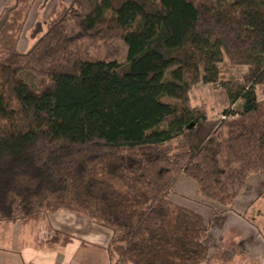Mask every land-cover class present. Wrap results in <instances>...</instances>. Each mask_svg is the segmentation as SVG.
Instances as JSON below:
<instances>
[{
    "label": "trees",
    "instance_id": "obj_1",
    "mask_svg": "<svg viewBox=\"0 0 264 264\" xmlns=\"http://www.w3.org/2000/svg\"><path fill=\"white\" fill-rule=\"evenodd\" d=\"M37 1L0 15V223L67 210L113 232L112 264L206 263L210 226L173 189L222 216L264 174V0H72L22 51ZM114 41L126 63L83 57ZM200 83L227 92L220 119L191 105Z\"/></svg>",
    "mask_w": 264,
    "mask_h": 264
},
{
    "label": "crops",
    "instance_id": "obj_2",
    "mask_svg": "<svg viewBox=\"0 0 264 264\" xmlns=\"http://www.w3.org/2000/svg\"><path fill=\"white\" fill-rule=\"evenodd\" d=\"M8 1L0 0V14ZM71 1L69 0V2ZM263 87L257 89V96L260 100H264L260 96ZM200 106L201 104L198 103L193 107ZM208 117L210 120L216 119L215 116L208 115ZM224 133L225 128H223ZM177 185L178 188H181L177 190V192L181 190L180 194L193 196L192 199L200 197L198 187L193 180L182 177L175 187ZM247 185L249 190L238 197L233 206V210L237 209V212H239V208H242L243 213L228 211L225 214L226 216H212L208 211L210 207H202L193 203L190 206L185 205L202 215L210 226V235L206 240L210 248V260L204 264H234L237 261L235 264H250L253 263L254 259L256 261L262 260L261 253L264 252V238L262 235L264 216H246V213L259 204V197L262 196V192L260 194L258 192L264 190V174L250 177ZM200 199L205 201L202 198ZM210 210L212 211L211 208ZM65 217L77 219V216ZM78 217L87 221V227L86 224L81 223L85 227L79 226L73 232L64 227L67 224H60L64 216L61 219H56V227L53 224L52 227L57 230L56 232L63 233L65 238L62 241L52 242L46 238L51 235L46 225L43 228H37L38 225L33 224L36 229L33 232L30 228H24L28 225L22 226V224L19 227L16 224H0V264H112L109 245L113 238V232L94 224L83 216ZM78 220L80 219L78 218ZM74 223L76 222L74 221ZM43 232H46L45 237ZM223 246L236 250L238 254L236 261L222 263L213 259L214 254Z\"/></svg>",
    "mask_w": 264,
    "mask_h": 264
},
{
    "label": "rangeland",
    "instance_id": "obj_3",
    "mask_svg": "<svg viewBox=\"0 0 264 264\" xmlns=\"http://www.w3.org/2000/svg\"><path fill=\"white\" fill-rule=\"evenodd\" d=\"M9 3H10V0L4 5L3 8H5ZM71 3H72V1L69 2V0H38L36 2V5L34 6V8L31 11L29 18H28L26 32H25V34L22 37L21 42H20V50L27 51L32 46V44L34 43V40L31 39V36H30L31 33L30 32L37 23L47 22V20H49V18L52 15V12L54 11V9L57 6H59L61 4L70 5ZM3 10L4 9L1 10V13L3 12ZM82 54H83L84 58L91 59V60H105V61L116 60L117 62L124 64V63H126L127 49L121 41H114V42H111L108 44H105V43L94 44V43L86 42L83 46ZM220 70H221L223 80H230V81L232 80V81H239L240 82L242 80L243 76L247 73L248 69L245 67H237V68L233 69L229 66L228 62L225 61L224 63H222L220 65ZM191 94L193 97V101L191 102V105L195 106V105H198V103L201 104V106H204L205 109L207 110L208 115L209 116H215L214 118H216V120L221 118L222 111L229 106L228 105L229 102H228L227 92L223 88H220V87L215 86V85L200 83L192 89V91L190 93V98H191ZM260 96H261V98H264V87L260 91ZM165 101L173 102V101H170L167 99H165ZM178 189H181L180 187L178 188V185L173 189L172 200L174 202H176L180 205H183V206H185V205L190 206V204L193 203L194 205L199 204L202 207L203 206H205L207 208L209 207L207 205L209 203L202 201L200 199L201 197H197V198L192 199L193 196H190L187 194H185V195L180 194L181 190L177 192ZM258 193L262 194V196L259 197L258 206L252 208L248 213H246V216H264V190H262V191L260 190V192H258ZM236 210H233V207H232L231 211H233L235 213H239V212L243 213L242 208H239V210H238L239 212H237ZM208 211L211 213L212 216L215 215L213 210L211 211L210 208H208ZM211 215H209V216H211ZM62 216H64V219H61ZM65 216H77V219H70V218L65 217ZM78 216H82V215H79L77 213L70 212L67 210H60V211H57L55 213H48V214L42 215V216H40L39 219H37L35 221H31L28 224L22 225L21 223H17L16 225H18L19 227H21V225L22 226L28 225V226H25L24 228L25 229L30 228V229H32L33 232H34V230H36L34 228L33 224H35V226L38 225L37 228H43L46 225L47 229L50 230V232H51V235L47 236L46 238L51 242L54 240L57 241L58 238H59L58 241H62L63 238H65V235L63 233L56 232L57 230H55L54 227H52V224L56 227L55 220L61 219L60 224H63V225L67 224L64 227L69 228L70 232H73L74 229L75 230L78 229L79 226H81L82 228L85 227L84 225H81V223L86 224V227H87V221L84 218L81 219ZM223 216H226V215L224 214ZM83 217H85V216H83ZM78 218L80 220H78ZM85 218H87V217H85ZM74 221L76 223H74ZM0 224H2V223H0ZM46 232H48V231H46ZM46 232H43V236L46 235ZM262 235L264 238V229L262 231ZM233 250L234 249H231L229 247H224V246L220 247V249L214 254L213 259L217 262H222V263H230V262L236 261V257L238 255L236 250H234L236 252L235 255L228 260H221V259L214 258L218 254L222 256V254H224L225 251H233ZM261 254H262V260L256 261L254 259L255 260L254 261L253 259L250 258L251 260H253V263H250V264H260V263H262V261H263L262 264H264V252H262ZM254 256H256V255H254ZM208 260H210V259H208ZM237 262H235V263H237ZM246 264H249V263H246Z\"/></svg>",
    "mask_w": 264,
    "mask_h": 264
}]
</instances>
